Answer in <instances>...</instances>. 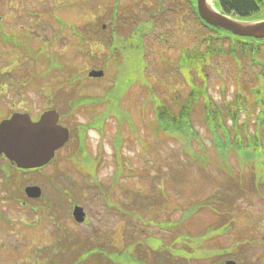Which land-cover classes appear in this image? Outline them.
Here are the masks:
<instances>
[{
    "label": "rangeland",
    "instance_id": "374dc122",
    "mask_svg": "<svg viewBox=\"0 0 264 264\" xmlns=\"http://www.w3.org/2000/svg\"><path fill=\"white\" fill-rule=\"evenodd\" d=\"M113 1L0 0V15L6 25L5 29L19 35L21 32L31 33L34 36L31 46L33 55L44 56L50 62L49 70L45 71V65L41 62L33 63V59L26 56L25 50L19 51V55L14 53V57L10 56V51L16 50L15 48L7 46L5 51L0 46L1 68L5 70L10 69V66L21 67L19 72L25 76L23 80L26 78V82L30 80L27 69L32 71L33 77L41 78L30 87L26 86V99L31 100L28 104L33 106V110L38 112L40 108L57 106L65 110L64 91L73 90L67 78L75 74L84 75L85 78L80 91L70 92H77L79 98L85 95L102 96L112 86L117 67L113 65L112 59L107 60V38L114 26L113 20L109 21L113 10L107 4ZM169 1L119 0L115 13L118 18L115 21L118 37L136 41V37L130 38L131 34L139 25L146 27L145 24L151 19L150 14L153 18L158 15L162 17L155 28L138 36L142 51L139 56L142 57L140 75L143 81L121 91L122 94L125 93L121 104L116 106L123 117L122 124L115 118H109L103 130L89 132L85 146L99 160V163L96 162L95 180H89L95 184L102 182L105 189L110 190L115 198H120L127 208L131 209L134 205L138 209L137 202L146 201L143 210L146 213L143 217L145 224L137 222L135 229L128 221L125 224V220L115 210L106 208L100 195L101 190L97 188V194V191L96 193L87 187L76 190H83L76 196L87 209L88 218L85 223H76L71 213L69 220L58 215L52 220L51 215L58 214L57 211L62 213L70 207L60 197L63 195L61 189H73L72 182L67 180L71 178L75 185L84 182V174L76 169L78 166H73L71 159L75 156L76 162L81 160L77 153L78 147L70 144L59 151L56 163L43 168L38 174L21 177L25 186L32 182L42 186L44 198L38 202V212L33 211V204L24 207L16 200L2 198L0 194V264H73L78 251L81 253L79 259L82 258L81 261L77 260L80 262L78 264H101L99 258L102 254H99V248H81L97 243L108 246L107 243L111 245L113 242V245L119 244L122 252L123 242L142 241L149 236L162 240L165 250L176 247L184 254L196 252L197 247L190 248V243L179 242L181 234L186 235V241L199 239L200 246L207 247L210 252L212 248L216 249L213 254L200 256L203 258L195 259L190 264H225L229 259L238 264H264V179L261 184H254L256 165L240 161L232 152L226 156L219 154L213 145L211 133L203 124L200 109L195 114L199 140L187 143L157 129V102L172 105L177 97L182 100L188 95L191 84H201L203 80L194 76L191 82H187L171 64L188 48H197L200 44L201 51L205 45L203 39L209 37L202 26L190 18V13L182 15L186 4L176 1L175 4L179 2V6L169 12L166 10L170 6ZM259 16H264V9ZM58 17L61 22L59 26L54 20ZM103 23L107 24L105 33L102 30ZM76 31L81 32V35L77 36ZM84 33L92 37L80 48L83 52L80 53L77 45L80 44L81 36L86 39ZM57 53L66 63L68 71H64ZM134 56L130 50L124 52L126 71L130 72ZM262 59L264 61V50ZM205 65L202 67V71L206 69L208 74L205 86L215 102H230L238 89L252 98L251 90L258 84L261 71L258 65L254 66L252 74L248 76L251 70L247 69L248 66L243 61L219 57L218 52ZM70 67H73V71L69 70ZM94 68L106 69L107 76L89 79L87 73ZM50 70H56L57 75L45 78ZM69 72L71 75H68ZM59 74L64 75L61 77ZM62 78H66L63 82L67 84L63 86L64 91L57 92V98L52 94ZM98 109H102L100 104L77 107L72 113V119L90 121ZM247 117H255L252 110L249 116L243 113L240 122ZM130 121L132 127H136L137 134L130 130ZM63 124L70 125V119H64ZM248 127L250 132L256 129L251 121ZM261 131L264 133V129ZM118 135L123 144L119 157H116L114 143ZM118 162L123 168L119 181H114ZM84 165L87 169H92L90 162ZM137 191L150 192L152 196L137 194ZM42 205H45L43 212ZM55 220L63 222L66 229L56 228ZM167 221L175 223V227L157 225ZM57 237L65 244H71L73 249L70 246L55 245ZM135 245L136 242L133 249ZM154 245L159 247L157 243L152 246ZM142 246L148 245L144 243ZM111 247L117 250L116 245ZM130 249L131 246L127 248ZM136 249L139 248L136 246ZM141 251L144 252L143 249ZM160 251L161 249H154L152 257H159ZM170 253L176 252L172 250ZM157 263L188 262L179 260Z\"/></svg>",
    "mask_w": 264,
    "mask_h": 264
},
{
    "label": "trees",
    "instance_id": "16d2710c",
    "mask_svg": "<svg viewBox=\"0 0 264 264\" xmlns=\"http://www.w3.org/2000/svg\"><path fill=\"white\" fill-rule=\"evenodd\" d=\"M263 5L264 0H219V7L223 12L242 19H254L260 17L259 13L264 9ZM152 20L153 19L148 20V23L145 24L147 28L140 25V28H136L133 31L131 37H136L137 40H130L132 43L131 45L128 44L125 46L127 41H124L119 37H114L112 47H109L108 55H110L109 59L116 60L114 65L117 67V75L113 80L112 86L108 87L102 96L91 97L85 95L79 98L77 92H74L75 94H70L73 90L80 91L81 86L84 83V76L75 74L69 77L70 79H68V82L73 89L69 90V94H66L70 111L85 104H100L102 106V109L95 114L90 122L80 125L77 129L75 128L81 142L85 141L90 129L103 130V127L109 118H115L122 123L123 117L119 113L116 104H121L125 93L122 94L121 91H124L128 86L131 87L134 83L143 81L142 76L140 75L142 57L139 56V54L142 51L138 42V36L141 37L144 33L151 30L153 23ZM202 28L206 31L207 36H209L208 38L205 37L203 39L205 40L204 48L200 51V44H198L197 48H188L174 62V65L176 64L177 66V73L186 79L187 82H191L192 78L197 76L203 79L202 83L191 84L188 95L182 100L180 97H177L172 105L157 102L155 110L157 115V129L158 131L166 133L167 136L177 137L187 143L199 140V131L196 125L195 114L197 110L200 109L203 124L211 133L213 145L216 147L219 154L226 156L232 152L240 161L253 162L257 169V171L254 172L253 182L256 185H259L264 179V133L261 131L264 129V61L262 59L264 39L241 37L233 35L226 30L216 29L214 27ZM115 36H117V33ZM123 45L125 47L121 48ZM126 50H130L135 55L133 58V64L130 63V72L126 71L124 68V52ZM216 52L219 53V57H232L235 61H243L244 64L248 66L247 69L251 70V73L247 74L248 76L252 74L254 66L258 65L261 68L260 75L257 79L258 84L251 90L252 98L247 97L240 89H238L230 102L225 103L224 101L223 104H220L214 101L210 92H207L205 82L208 74L206 69L202 71V67L206 66L205 63H207ZM251 110L255 117H247L244 121L240 122L241 115L247 113L249 116ZM250 121L256 128L254 132H250L248 129ZM122 144L123 142L121 138L117 136L114 147L116 157H119ZM142 146L145 145L142 144ZM203 165L205 167V164ZM95 174L96 171L86 170L84 179L89 182L88 177L91 176L95 180ZM95 185L96 186L93 188L94 191H96L98 187L102 193L103 191L108 192V189H105L102 182ZM137 203L138 209H136V212L138 216L144 217L146 213H143V210L146 206V201L145 203ZM147 207L149 208L150 204H148ZM126 209L130 210L129 208ZM148 210L149 209H147V211ZM147 222L150 221L147 220ZM157 225L172 228V226L174 225L175 227L176 224L167 221ZM181 237V241L179 242L183 244L190 243V248L197 247L198 250H196V252L191 251L187 254H184L181 249L176 247H171L169 250H165L164 242L162 240L154 236H149L144 237L142 241H135L136 245L134 249V242L131 241L132 243L128 242L129 246H131L130 250H123L121 254L116 255L115 252L108 249L110 259L105 256H102L99 259L101 264H158L157 261H159V263H169V261L179 262V260L190 264L193 260H199L203 257L209 256L214 253V250H216L215 248H212V251L210 252L207 250V247L200 246L201 242L197 238L186 241V235L181 234ZM144 243L149 247L142 246ZM154 243L159 244V247L161 248L159 257L156 258L152 257V251L158 248L155 245L152 246ZM136 246L139 249H136ZM110 248L112 249V247ZM149 248L153 250H148ZM141 249H143L144 252H142ZM172 250H175L176 253L171 254L170 252ZM76 253L78 257L73 261V264L80 263L77 262V260L81 253L79 251ZM142 254L147 255L149 258L142 257ZM160 256L163 258H160ZM150 258L154 259L151 260ZM79 260L81 261L82 258ZM87 264H90V262Z\"/></svg>",
    "mask_w": 264,
    "mask_h": 264
},
{
    "label": "water",
    "instance_id": "95a60500",
    "mask_svg": "<svg viewBox=\"0 0 264 264\" xmlns=\"http://www.w3.org/2000/svg\"><path fill=\"white\" fill-rule=\"evenodd\" d=\"M201 17L209 24L226 29L239 36L264 38V18L244 21L221 13L211 6L208 0H197ZM102 70H92L89 75L102 76ZM59 115L56 111H48L40 120L32 122L28 116L17 115L0 125V152H5L10 159L21 167L41 166L54 154L56 148L68 139L67 128L58 124ZM32 196H40L37 187L27 189ZM74 216L83 221L84 212L81 207H75ZM226 264H237L228 260Z\"/></svg>",
    "mask_w": 264,
    "mask_h": 264
},
{
    "label": "flooded vegetation",
    "instance_id": "af4514ba",
    "mask_svg": "<svg viewBox=\"0 0 264 264\" xmlns=\"http://www.w3.org/2000/svg\"><path fill=\"white\" fill-rule=\"evenodd\" d=\"M176 1H181L182 4H186V0H170L169 5L171 7L179 6V2L175 4ZM115 5L119 4V0H114L111 2ZM109 7V4H107ZM115 7V6H114ZM110 8V7H109ZM185 8V7H183ZM2 21V19H0ZM6 25H0V32L4 31L6 34H0V46L6 48L7 46L13 47L16 50L10 51V56H14V53L19 55V49L21 47V38L24 33L21 32V36L17 32H9L5 29ZM7 35L10 37V42L12 43L7 45ZM17 46V47H16ZM4 51V52H5ZM1 54V52H0ZM3 66V65H2ZM10 66V65H7ZM10 69H3L0 66V123L5 119L10 118L14 114L19 113H29L33 120H37L42 112L47 108H40L38 112L33 110V106L28 104L31 100L26 99V86L30 87L34 82H26L19 69L21 67L10 66ZM5 68V67H4ZM36 84V83H35ZM13 172H20L16 165L10 162L4 155H0V194L2 198H7L11 200L18 201V204L26 205L27 199L25 196V184L20 178L11 176ZM29 185H38L36 183H29ZM30 199V198H29ZM39 201H34V212L38 211L40 204ZM87 211V210H86ZM88 214V213H87ZM120 215V214H119ZM121 217V216H120ZM114 243L112 242L111 245ZM118 245V244H115ZM115 245H113L115 247Z\"/></svg>",
    "mask_w": 264,
    "mask_h": 264
}]
</instances>
